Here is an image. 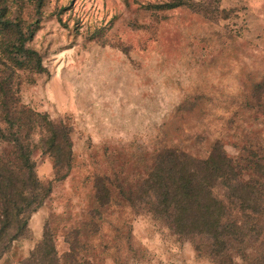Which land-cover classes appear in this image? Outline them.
<instances>
[{"label":"rangeland","instance_id":"374dc122","mask_svg":"<svg viewBox=\"0 0 264 264\" xmlns=\"http://www.w3.org/2000/svg\"><path fill=\"white\" fill-rule=\"evenodd\" d=\"M22 109L36 123L9 128ZM0 128V163L17 134L44 198L17 231L0 197V264H264V0H0ZM216 142L234 168L209 196L232 212L219 238L163 209L156 170Z\"/></svg>","mask_w":264,"mask_h":264},{"label":"trees","instance_id":"16d2710c","mask_svg":"<svg viewBox=\"0 0 264 264\" xmlns=\"http://www.w3.org/2000/svg\"><path fill=\"white\" fill-rule=\"evenodd\" d=\"M181 5L166 4L171 9ZM17 54L28 60L31 52L21 45ZM5 114L8 127L15 128L17 131L29 130L39 118V115L26 109L15 111V113L6 110ZM44 118L47 120L46 117ZM44 123L48 124L50 129L56 130L53 123H47V121ZM0 132H2L1 128ZM54 134L55 138L60 135L61 147L57 146L56 140L50 142V147L66 150V159L69 161L70 145L66 129L63 128L59 135L55 132ZM10 136V141L16 150L17 163L14 164L15 168L0 163V197L4 194L6 200L5 228L16 226L17 231L21 229L23 231L28 219L25 215H30L41 207L44 198L39 196L42 188L35 173L32 151L17 134ZM156 170L165 174L160 178V188L157 189L163 197L161 203L163 209L167 210L172 204L179 213L192 217V224L185 223L182 226L186 225V229L192 233L213 235L218 238L235 232L227 224L222 223L225 217L228 218L232 214L231 209L223 201L209 197L213 188H226L224 181L226 178L230 179L232 175L230 173L234 170L232 161L224 153L219 142L214 144L213 152L208 160H196L178 149H167L157 156ZM154 179L155 182L159 180L158 176ZM242 191H247V189H242Z\"/></svg>","mask_w":264,"mask_h":264}]
</instances>
